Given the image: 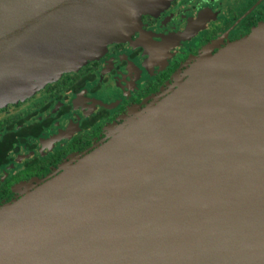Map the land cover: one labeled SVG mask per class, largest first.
<instances>
[{
  "label": "water",
  "instance_id": "obj_1",
  "mask_svg": "<svg viewBox=\"0 0 264 264\" xmlns=\"http://www.w3.org/2000/svg\"><path fill=\"white\" fill-rule=\"evenodd\" d=\"M169 3L0 0V103L78 69ZM193 75L125 135L0 209V264H264V23Z\"/></svg>",
  "mask_w": 264,
  "mask_h": 264
},
{
  "label": "flooded vegetation",
  "instance_id": "obj_2",
  "mask_svg": "<svg viewBox=\"0 0 264 264\" xmlns=\"http://www.w3.org/2000/svg\"><path fill=\"white\" fill-rule=\"evenodd\" d=\"M263 22L264 0H173L143 15L102 58L45 87L28 109H1L0 207L19 184L59 175L71 156L106 143L105 125L172 83L190 57L217 53Z\"/></svg>",
  "mask_w": 264,
  "mask_h": 264
},
{
  "label": "rangeland",
  "instance_id": "obj_3",
  "mask_svg": "<svg viewBox=\"0 0 264 264\" xmlns=\"http://www.w3.org/2000/svg\"><path fill=\"white\" fill-rule=\"evenodd\" d=\"M172 1L173 0H170V3ZM169 4L166 5V7L169 6ZM147 14H149V13H147ZM143 15H146V14H142L140 16V18L137 19L138 20L137 25L139 23H142ZM137 25H136V27H137ZM246 37L238 38L235 41H232V42L226 44L217 53H211L209 48H203L199 53L190 57L183 64L184 67L180 68L179 71L175 75H173V77L171 79L172 83H168L164 88L161 89V91L158 94L151 96L148 99L143 100V102L141 104L130 106L122 114H120V116L116 120H114L111 123H108V125L106 124L104 129H103V132L105 133L104 135L107 136L108 141L102 145H99L96 149H99L100 147H105V146L109 145L112 142V140H115L116 138H118L122 134L125 135L126 132H128L132 126L139 123V121L144 117V115H147L152 110L159 108L165 101L169 100L172 96H174L177 92H179L182 88H184L194 78V75H193L194 70H196L198 67L201 68V70L206 68L210 64L211 59H214L220 55H223V53L227 52L235 44H237L238 42H240L241 40H243ZM98 42H99V39H96V41H94L90 47L95 46L96 44H98ZM114 43H116V42L115 41L110 42L109 45L107 46L106 50L103 53H101L100 55H97V57L93 58L92 60L85 62L78 69L63 72L57 80L62 78L65 74L77 73L84 66H86V65H88V64H90L96 60H99L108 52L109 47ZM205 52H208V53L210 52L211 56L209 58H207L206 60H204V62H200V58ZM57 80L46 81L44 79V80L39 81L36 84V87H33V89L31 91H28L25 93L26 95H22V96H19L17 98H14V100H12V101L1 102L0 103V110L1 109H10L13 111H15V110L22 111V110L28 109L29 105L27 104V102L31 99L38 101V100L44 98L45 94L43 92H44L45 87L56 82ZM16 106H18L17 109H15ZM114 135H116V137L113 139ZM90 153H92V152H90ZM86 154L87 153H84L81 155L74 154L73 156H71L68 161L64 162V164L62 166L63 171L59 175H61L63 172H65V170L73 168L76 165H79L80 162L83 161L82 159ZM80 160H82V161H80ZM59 175L53 176L51 178H55ZM45 181H47V180L36 179V180H32L28 183L19 184L15 188L16 196L14 198V201L9 203V204H4L3 206L0 207V209H3L10 204L14 205V202L20 201L23 198H26L27 196L34 194V191L39 190L41 188V185Z\"/></svg>",
  "mask_w": 264,
  "mask_h": 264
},
{
  "label": "bare ground",
  "instance_id": "obj_4",
  "mask_svg": "<svg viewBox=\"0 0 264 264\" xmlns=\"http://www.w3.org/2000/svg\"><path fill=\"white\" fill-rule=\"evenodd\" d=\"M61 176V175H60ZM28 186V185H27Z\"/></svg>",
  "mask_w": 264,
  "mask_h": 264
}]
</instances>
